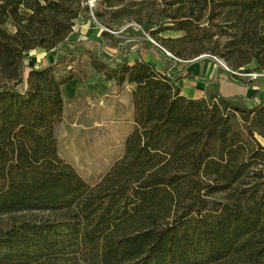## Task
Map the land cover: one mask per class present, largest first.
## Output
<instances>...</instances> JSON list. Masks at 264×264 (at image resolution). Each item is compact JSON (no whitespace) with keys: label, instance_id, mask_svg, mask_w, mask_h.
<instances>
[{"label":"trees","instance_id":"1","mask_svg":"<svg viewBox=\"0 0 264 264\" xmlns=\"http://www.w3.org/2000/svg\"><path fill=\"white\" fill-rule=\"evenodd\" d=\"M91 12L109 31L146 28L156 46H143L163 55L164 72L110 67L74 29ZM215 24L232 72L264 71V0H0V217L47 214L0 222V264H264V96L189 99L173 75L180 63H217L201 57ZM168 31L183 35L159 37ZM38 48L66 54L26 73ZM87 67L119 91L136 85L124 155L93 186L56 136L65 87L84 85Z\"/></svg>","mask_w":264,"mask_h":264},{"label":"crops","instance_id":"2","mask_svg":"<svg viewBox=\"0 0 264 264\" xmlns=\"http://www.w3.org/2000/svg\"><path fill=\"white\" fill-rule=\"evenodd\" d=\"M127 26L119 31H109L92 17L80 22L79 39L99 43L102 59L109 61L112 68L124 59L130 65L146 61L159 72H164L168 65L163 55L155 48H144L142 41L148 40L141 28H131L123 33ZM180 33L176 32L178 35L172 37L165 32L160 37L179 38L182 36ZM116 39L127 43H120L118 49L114 43ZM70 49L74 55L78 54L73 46ZM64 54L66 49L60 52L41 48L30 51L25 54V65L28 67L26 73L31 68L53 64ZM185 67L186 64L180 63L173 75L182 77L177 86L186 98H206L210 92L218 90L224 97L243 96L251 99L258 94L256 101L263 99L264 77L258 75L255 80L250 77L256 68L252 64L232 72L234 76L231 77L223 67V74L218 75L219 64L209 58L194 61L186 69ZM87 71L88 78L84 85L74 79L65 87L67 103L63 120L56 128L60 156L85 180L89 178L87 174L100 171H104L100 177L103 178L124 155L125 141L134 127L132 93L136 89L135 84H127L119 91L114 81H106L104 76L97 74L92 68L87 67ZM240 76L247 79L240 80ZM216 82L218 86L215 85ZM89 156L94 161L87 162L86 157Z\"/></svg>","mask_w":264,"mask_h":264},{"label":"rangeland","instance_id":"3","mask_svg":"<svg viewBox=\"0 0 264 264\" xmlns=\"http://www.w3.org/2000/svg\"><path fill=\"white\" fill-rule=\"evenodd\" d=\"M22 13L23 14H29L25 10H22ZM80 22H82V20ZM80 22L78 23L77 26L80 25ZM9 29L12 31L11 28H9ZM116 29L118 30V29H120V27H117ZM76 31L78 32V28H77ZM141 31L144 32V36H145V34H148V30L146 28H143V30H141ZM225 33H226V29L225 28L222 29V26H218V24L213 25V27L211 28V30L209 32V39L206 40V42H205V44L203 46V49H205L207 52L204 53L203 55H201V57H210V56L214 57L216 59L217 63L219 65H221L231 77V76H234V75L232 73V70L230 69V66H229L228 62L226 61L225 58H223L222 56L219 55V53L226 52V47L228 45V41H230V40L226 39V37H223V35H225ZM166 35H172V37H175L178 34H176V32L168 31V32H166ZM181 35H183V33ZM168 38H171V37H168ZM213 55H215V56H213ZM76 56L80 57L79 54L76 55ZM80 60H81V66L82 67L87 64L86 63L88 61L87 56H83ZM251 64H252V66L256 67V68H254L255 70H253V71H255L253 74H258L259 77H264V71L258 70L257 63L253 62ZM257 78H258V76L256 78H253V80H255ZM239 79L240 80H245L247 78L240 76ZM86 158H87L86 159L87 162L94 161V159H92V157H90V156L86 157ZM103 173H104V171H102V172L100 171V173H95V174L94 173H89V174H87L89 176V178H87L86 181L92 186L96 185L102 179L100 177L103 175ZM222 196L223 195H217L216 198H222ZM43 216H47V214L46 213L16 214V215H12V216H9V217H0V222L9 221V220H11L13 218H23V217L32 218V217H43Z\"/></svg>","mask_w":264,"mask_h":264},{"label":"built area","instance_id":"4","mask_svg":"<svg viewBox=\"0 0 264 264\" xmlns=\"http://www.w3.org/2000/svg\"><path fill=\"white\" fill-rule=\"evenodd\" d=\"M97 2H98V0H87V4L89 5L90 9H93V8L95 7V5H96ZM91 16L95 19L93 12H91ZM74 29H75V31L77 30L76 27H75ZM145 38H146L148 41H150L151 43H153V44L156 46V43H155L154 40L150 37V35L145 34ZM163 51H164V54H165L166 56H168V57H172V55H171L170 52H168V51L165 50V49H163ZM257 76H258V74H252V75H250V77H252V79H253V78H256Z\"/></svg>","mask_w":264,"mask_h":264}]
</instances>
